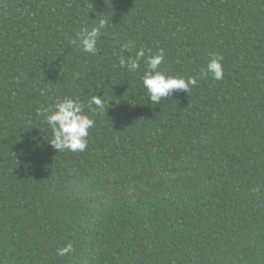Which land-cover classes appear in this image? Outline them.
Segmentation results:
<instances>
[{
  "label": "trees",
  "instance_id": "16d2710c",
  "mask_svg": "<svg viewBox=\"0 0 264 264\" xmlns=\"http://www.w3.org/2000/svg\"><path fill=\"white\" fill-rule=\"evenodd\" d=\"M101 19L95 54L69 43ZM129 42L223 79L155 105ZM93 94L86 149L57 152L37 110ZM0 264H264V0H0Z\"/></svg>",
  "mask_w": 264,
  "mask_h": 264
},
{
  "label": "clouds",
  "instance_id": "9594fccd",
  "mask_svg": "<svg viewBox=\"0 0 264 264\" xmlns=\"http://www.w3.org/2000/svg\"><path fill=\"white\" fill-rule=\"evenodd\" d=\"M106 26L107 22L104 19L92 27L83 26L69 37V43L76 45L85 53L95 54L98 51V40ZM131 47V42L121 46L119 63L121 66H126L132 73L140 69L141 62L145 64L146 67L141 77L142 84L149 99L155 105L159 104L161 99L171 96L176 90L188 93L192 87L197 85L199 78L207 79L211 76L214 80L223 79V57L220 55L210 54L207 64L200 69L198 77L184 78L161 70L160 66L165 59L162 49L158 50L155 55L146 56L145 50L140 48L136 51L135 57H126L123 53ZM89 112L92 115H89ZM101 112H106V102L103 96L93 94L86 104L78 98L65 96L53 105L38 109L37 115L44 119L51 130L52 138L49 143L57 152L65 150L83 152L88 144L89 129L95 126L93 117ZM72 250V245L68 244L59 248L57 254L64 256Z\"/></svg>",
  "mask_w": 264,
  "mask_h": 264
}]
</instances>
